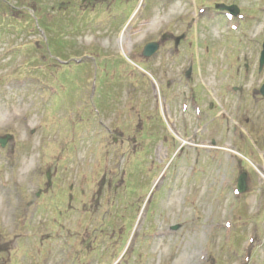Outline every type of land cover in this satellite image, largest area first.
Returning <instances> with one entry per match:
<instances>
[{
  "label": "rangeland",
  "instance_id": "obj_1",
  "mask_svg": "<svg viewBox=\"0 0 264 264\" xmlns=\"http://www.w3.org/2000/svg\"><path fill=\"white\" fill-rule=\"evenodd\" d=\"M263 40L264 0H0V264H264Z\"/></svg>",
  "mask_w": 264,
  "mask_h": 264
},
{
  "label": "water",
  "instance_id": "obj_2",
  "mask_svg": "<svg viewBox=\"0 0 264 264\" xmlns=\"http://www.w3.org/2000/svg\"><path fill=\"white\" fill-rule=\"evenodd\" d=\"M224 9L229 11L232 15H235L237 12V9L235 7H226ZM178 39L176 40V42L178 41ZM157 49H158L157 43H149V44L144 46L143 51H142V56L145 58H148V57L152 56L157 51ZM258 64H259V70H260L264 64V41L261 45V51H260V55H259ZM259 93H260V95H262L264 97V81H263V83L259 89ZM11 139L12 138L10 135H5L4 137H1L0 138V146L4 147L5 144ZM46 177L49 180V174H47ZM237 188H238V192H240V193L245 191V174L240 175V177L238 178Z\"/></svg>",
  "mask_w": 264,
  "mask_h": 264
},
{
  "label": "trees",
  "instance_id": "obj_3",
  "mask_svg": "<svg viewBox=\"0 0 264 264\" xmlns=\"http://www.w3.org/2000/svg\"><path fill=\"white\" fill-rule=\"evenodd\" d=\"M39 27V26H38Z\"/></svg>",
  "mask_w": 264,
  "mask_h": 264
}]
</instances>
